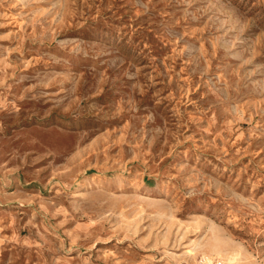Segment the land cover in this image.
<instances>
[{
  "label": "rangeland",
  "instance_id": "374dc122",
  "mask_svg": "<svg viewBox=\"0 0 264 264\" xmlns=\"http://www.w3.org/2000/svg\"><path fill=\"white\" fill-rule=\"evenodd\" d=\"M0 264H264V0H0Z\"/></svg>",
  "mask_w": 264,
  "mask_h": 264
},
{
  "label": "bare ground",
  "instance_id": "6f19581e",
  "mask_svg": "<svg viewBox=\"0 0 264 264\" xmlns=\"http://www.w3.org/2000/svg\"><path fill=\"white\" fill-rule=\"evenodd\" d=\"M151 192H153L154 194H161L162 191H161V189H155V190H152Z\"/></svg>",
  "mask_w": 264,
  "mask_h": 264
}]
</instances>
